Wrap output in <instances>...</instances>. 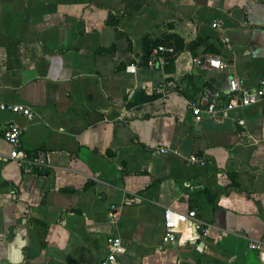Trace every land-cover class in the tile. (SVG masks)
Listing matches in <instances>:
<instances>
[{
    "label": "crops",
    "instance_id": "obj_1",
    "mask_svg": "<svg viewBox=\"0 0 264 264\" xmlns=\"http://www.w3.org/2000/svg\"><path fill=\"white\" fill-rule=\"evenodd\" d=\"M165 36L180 49L151 62L142 37ZM205 55L224 66L192 64ZM263 69L264 0H0V102L31 111L0 123L37 159L0 160V264H97L111 233L114 264H264V106L194 121L184 100ZM165 206L208 234L182 224L163 243Z\"/></svg>",
    "mask_w": 264,
    "mask_h": 264
},
{
    "label": "built area",
    "instance_id": "obj_2",
    "mask_svg": "<svg viewBox=\"0 0 264 264\" xmlns=\"http://www.w3.org/2000/svg\"><path fill=\"white\" fill-rule=\"evenodd\" d=\"M218 22L212 23L214 27ZM174 51L167 44H157L149 51L150 61H158L160 64L167 63ZM194 66H207L214 69H221L224 64L219 58L205 55L203 57H192ZM166 91L175 90L179 84L168 79L164 81ZM185 105L187 110L192 114L193 120L198 121L202 117L211 118L214 120L220 119L233 109L241 108L250 104H260L264 106V69L257 77L254 86H244L240 83L235 75L227 76L226 88L219 90L210 86H202L199 92L192 97H185ZM0 110L8 112H17L26 117L31 116V111L27 106L22 104H9L0 102ZM235 123L239 126V133L244 132V121L242 118H235ZM21 128L14 123H0V134L2 139L10 146L9 151L1 155V161L12 160L22 171H30L32 166L37 163V159L29 158L24 152L18 149L21 135ZM166 151L165 147L156 148V152ZM188 164L203 165L205 159L203 156L196 153H190L185 157ZM114 209L113 206H110ZM163 233L161 241L164 243L172 239V234L179 228L180 225H187L193 234L207 235L211 225L196 215L192 209L185 211L176 210L169 206H165L161 211ZM116 212H110L111 221H114ZM187 240V239H186ZM107 253L102 257L97 264H114L116 254L120 249L122 242L115 233H111L106 238ZM261 242L257 240L248 241L247 246L253 250H259Z\"/></svg>",
    "mask_w": 264,
    "mask_h": 264
},
{
    "label": "trees",
    "instance_id": "obj_3",
    "mask_svg": "<svg viewBox=\"0 0 264 264\" xmlns=\"http://www.w3.org/2000/svg\"><path fill=\"white\" fill-rule=\"evenodd\" d=\"M168 39H169L168 36H165L163 40H158V38L151 40L149 38L142 37V46H143V49L146 51V53H149L150 49L153 46H155L157 44H166V42H168ZM171 47H172L173 51L175 52V51L180 49L181 45L174 43Z\"/></svg>",
    "mask_w": 264,
    "mask_h": 264
},
{
    "label": "water",
    "instance_id": "obj_4",
    "mask_svg": "<svg viewBox=\"0 0 264 264\" xmlns=\"http://www.w3.org/2000/svg\"><path fill=\"white\" fill-rule=\"evenodd\" d=\"M168 45L170 46V43H168ZM119 109H121V108H119Z\"/></svg>",
    "mask_w": 264,
    "mask_h": 264
}]
</instances>
